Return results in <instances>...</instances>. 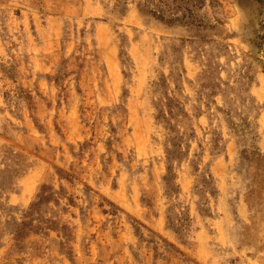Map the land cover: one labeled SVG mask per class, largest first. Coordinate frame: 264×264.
I'll list each match as a JSON object with an SVG mask.
<instances>
[{"label": "rangeland", "instance_id": "1", "mask_svg": "<svg viewBox=\"0 0 264 264\" xmlns=\"http://www.w3.org/2000/svg\"><path fill=\"white\" fill-rule=\"evenodd\" d=\"M0 264H264V0H0Z\"/></svg>", "mask_w": 264, "mask_h": 264}]
</instances>
